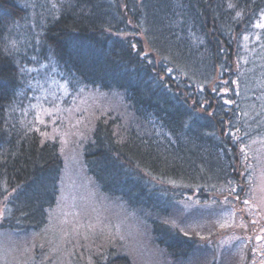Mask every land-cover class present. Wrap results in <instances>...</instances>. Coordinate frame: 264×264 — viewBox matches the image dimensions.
<instances>
[{
    "label": "trees",
    "instance_id": "1",
    "mask_svg": "<svg viewBox=\"0 0 264 264\" xmlns=\"http://www.w3.org/2000/svg\"><path fill=\"white\" fill-rule=\"evenodd\" d=\"M262 12L264 0H0V232L19 264L59 261L41 233L73 146L100 193L149 217L169 264L203 252L173 222L185 198L246 187L240 164L264 138ZM104 240L70 246V264H135Z\"/></svg>",
    "mask_w": 264,
    "mask_h": 264
},
{
    "label": "rangeland",
    "instance_id": "2",
    "mask_svg": "<svg viewBox=\"0 0 264 264\" xmlns=\"http://www.w3.org/2000/svg\"><path fill=\"white\" fill-rule=\"evenodd\" d=\"M261 23H264L262 18L258 24ZM257 85L260 82L257 81ZM258 113L264 120V110ZM85 116L83 113L76 125L84 123ZM240 167L246 186L242 196L226 193L203 200L190 197L179 202L175 224L182 231L195 233L198 244L204 249L202 253H198L200 249L194 250L192 256L180 264H264L263 137L250 143ZM59 187L49 222L41 233L43 239L52 243L48 260L52 255L59 260L57 264H70L67 249L78 248L82 239L98 235L106 239L104 242L110 241L113 246L126 249L135 264H169L163 250L150 243L149 217L126 209L116 199L100 193L86 175L74 146L65 149ZM245 200L249 203L244 204ZM181 215L184 216L179 219ZM221 223H227L228 227L221 228ZM11 240L10 233L0 232V264H19L17 257L12 256ZM61 246L63 252L59 250Z\"/></svg>",
    "mask_w": 264,
    "mask_h": 264
},
{
    "label": "snow or ice",
    "instance_id": "3",
    "mask_svg": "<svg viewBox=\"0 0 264 264\" xmlns=\"http://www.w3.org/2000/svg\"><path fill=\"white\" fill-rule=\"evenodd\" d=\"M52 6H53V7H56V5H55L54 3H53ZM228 7H229V8H233L234 5L230 3V4L228 5ZM236 15H237V17H239V16L241 15V13H240V12H237ZM261 18L264 19V13H262ZM257 26H258V27H262V28H264V23L258 24ZM13 44H14V42H13ZM133 47H135V45H133ZM21 71H23V69H21ZM169 71H171V69H169ZM60 87H61V88H65V85H64V84H61ZM81 91H83V89H81ZM228 103H231V101H228ZM35 107H36V106L33 105V108H35ZM43 111H44L45 113L49 114V115L51 114V113L49 112L48 109H44ZM36 119H37L40 123H44V121L41 119V114H40V112H37ZM234 139H235V138H234ZM251 143H255V141H251ZM242 150H244V149L242 148ZM248 167L250 168L251 165H248ZM250 179H251V177H250ZM168 182H169V183H174L173 181H168ZM232 191H235V189H233ZM6 199H7V198H6ZM225 202H227V201H225ZM248 203H249V202H248L247 200L244 201V204H248ZM4 212H5L4 209H0V217H2V216L4 215ZM230 215H231V214H230ZM165 222L167 223V221H165ZM173 226L175 227V222H173ZM241 226H243V225H241ZM220 227H221V228L228 227V224H227V223H221V224H220ZM184 234L187 235L188 233L185 232ZM257 239H260V237H257ZM214 259H215V258H214Z\"/></svg>",
    "mask_w": 264,
    "mask_h": 264
}]
</instances>
